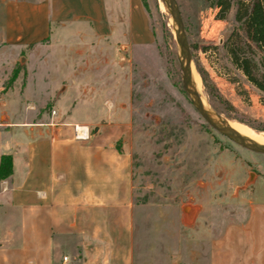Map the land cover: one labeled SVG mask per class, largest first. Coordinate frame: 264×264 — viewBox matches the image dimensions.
<instances>
[{
	"label": "rangeland",
	"instance_id": "374dc122",
	"mask_svg": "<svg viewBox=\"0 0 264 264\" xmlns=\"http://www.w3.org/2000/svg\"><path fill=\"white\" fill-rule=\"evenodd\" d=\"M144 1L152 32L147 43L119 42V25L108 37L86 21L55 25L42 46L26 49L7 77L0 76V116L54 114L88 121L91 131L105 127L101 138L114 139L133 159L136 264H185L205 250L201 237L213 214L247 197L264 199V152L222 133L201 114L184 84L187 48L199 91L193 77L191 85L214 116L264 136V90L224 46L236 24L235 6L217 18L209 0H176L183 47L169 1ZM257 57L264 70V51ZM187 205L199 210L196 217L185 215ZM12 212L16 229L18 212Z\"/></svg>",
	"mask_w": 264,
	"mask_h": 264
},
{
	"label": "crops",
	"instance_id": "0c3cea01",
	"mask_svg": "<svg viewBox=\"0 0 264 264\" xmlns=\"http://www.w3.org/2000/svg\"><path fill=\"white\" fill-rule=\"evenodd\" d=\"M74 20L107 37L119 25L126 45L152 36L143 0H0L2 79L55 25ZM90 124L54 114L0 116V159L10 152L14 164L0 181V264H136L133 159L101 138L105 127ZM201 240L205 250L185 264H264V199L213 214Z\"/></svg>",
	"mask_w": 264,
	"mask_h": 264
},
{
	"label": "trees",
	"instance_id": "16d2710c",
	"mask_svg": "<svg viewBox=\"0 0 264 264\" xmlns=\"http://www.w3.org/2000/svg\"><path fill=\"white\" fill-rule=\"evenodd\" d=\"M218 8L217 18H226L235 6L236 24L230 31L224 46L233 63L240 67L247 77L264 90V70L258 51H264V0H209ZM144 4L146 2L143 0ZM16 72L11 76L15 77ZM13 154L5 152L0 159V181L12 175Z\"/></svg>",
	"mask_w": 264,
	"mask_h": 264
},
{
	"label": "water",
	"instance_id": "95a60500",
	"mask_svg": "<svg viewBox=\"0 0 264 264\" xmlns=\"http://www.w3.org/2000/svg\"><path fill=\"white\" fill-rule=\"evenodd\" d=\"M168 1L171 5L173 18L179 26V31L181 34V38H180L181 44L183 47H186L187 45H186L185 29H184V26H183V23H182V20L180 17L177 1L176 0H168ZM192 73H193V70L191 67L190 52L187 48V54L185 56V62H184V84H185L187 91L194 98L195 103H196L198 109L200 110L201 114L207 119V121L212 126H214L216 129H218L222 133L228 135L229 137L235 139L236 141H238L239 143H241L242 145H244L250 149H253V150L259 151V152H264V143L255 141L254 139L244 135L239 130L234 128L229 122H227L226 120H224L220 117L214 116L207 109L206 102L204 101L202 95L195 88H193L191 85ZM248 184H249V181H246L243 184V187L247 186ZM185 210H187V212L190 214V217H191V213L193 211V208H191V206L187 205Z\"/></svg>",
	"mask_w": 264,
	"mask_h": 264
},
{
	"label": "bare ground",
	"instance_id": "6f19581e",
	"mask_svg": "<svg viewBox=\"0 0 264 264\" xmlns=\"http://www.w3.org/2000/svg\"><path fill=\"white\" fill-rule=\"evenodd\" d=\"M192 77H193L194 84L197 85V87L196 85L195 87L198 88L197 90L199 91V76L195 71H193ZM230 124L237 130H239L241 133H243L244 135L254 139L255 141L264 143V136L261 133L255 132L249 126L239 123V122H230Z\"/></svg>",
	"mask_w": 264,
	"mask_h": 264
}]
</instances>
